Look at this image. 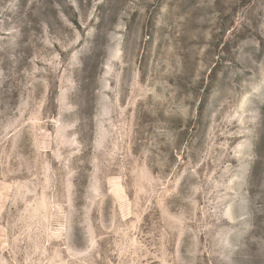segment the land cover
Returning a JSON list of instances; mask_svg holds the SVG:
<instances>
[{
    "label": "rangeland",
    "instance_id": "1",
    "mask_svg": "<svg viewBox=\"0 0 264 264\" xmlns=\"http://www.w3.org/2000/svg\"><path fill=\"white\" fill-rule=\"evenodd\" d=\"M0 264H264V0H0Z\"/></svg>",
    "mask_w": 264,
    "mask_h": 264
}]
</instances>
